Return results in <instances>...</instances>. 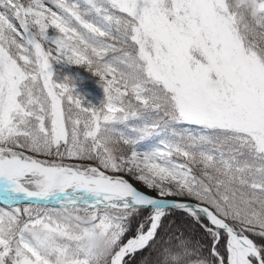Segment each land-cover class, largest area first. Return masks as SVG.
<instances>
[{
  "label": "snow or ice",
  "instance_id": "obj_1",
  "mask_svg": "<svg viewBox=\"0 0 264 264\" xmlns=\"http://www.w3.org/2000/svg\"><path fill=\"white\" fill-rule=\"evenodd\" d=\"M138 256L264 264V0H0V264Z\"/></svg>",
  "mask_w": 264,
  "mask_h": 264
},
{
  "label": "rangeland",
  "instance_id": "obj_2",
  "mask_svg": "<svg viewBox=\"0 0 264 264\" xmlns=\"http://www.w3.org/2000/svg\"><path fill=\"white\" fill-rule=\"evenodd\" d=\"M56 69L61 77L68 75L73 78L77 91L84 96L85 101L87 103H90L92 105H99L100 102L103 100V88L98 83L97 77H95L91 72L87 71L84 67H61L57 65ZM137 187L142 186L137 184Z\"/></svg>",
  "mask_w": 264,
  "mask_h": 264
},
{
  "label": "clouds",
  "instance_id": "obj_3",
  "mask_svg": "<svg viewBox=\"0 0 264 264\" xmlns=\"http://www.w3.org/2000/svg\"><path fill=\"white\" fill-rule=\"evenodd\" d=\"M88 236L82 242V247L91 258L96 261H102L109 252V245L104 238L93 226L87 225Z\"/></svg>",
  "mask_w": 264,
  "mask_h": 264
},
{
  "label": "trees",
  "instance_id": "obj_4",
  "mask_svg": "<svg viewBox=\"0 0 264 264\" xmlns=\"http://www.w3.org/2000/svg\"><path fill=\"white\" fill-rule=\"evenodd\" d=\"M221 248V246H219ZM222 251V249H221ZM144 259L145 257H142V256H138L137 257V264H144Z\"/></svg>",
  "mask_w": 264,
  "mask_h": 264
}]
</instances>
